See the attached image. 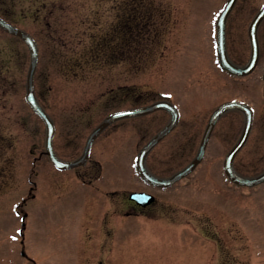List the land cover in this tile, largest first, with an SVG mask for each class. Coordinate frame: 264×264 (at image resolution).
I'll use <instances>...</instances> for the list:
<instances>
[{"label": "rangeland", "instance_id": "rangeland-1", "mask_svg": "<svg viewBox=\"0 0 264 264\" xmlns=\"http://www.w3.org/2000/svg\"><path fill=\"white\" fill-rule=\"evenodd\" d=\"M227 1L0 0V16L38 44L34 91L55 124L57 157L77 160L111 113L168 100L179 123L146 158L150 172L168 178L194 160L216 108L238 101L255 113L233 168L244 178L264 173V18L257 66L237 78L217 53L215 23ZM263 4L236 0L227 17L226 51L237 66L250 61L249 26ZM30 63L25 41L0 27V264H53L57 243L87 232L112 233L110 250L125 253V264H264V183L237 186L223 168L244 129L241 110L219 118L189 176L160 190L144 187L134 164L171 114L112 122L86 165L97 163L98 192L84 185L83 168L60 171L50 160L46 125L25 100ZM104 189H145L159 202L152 217H128L121 195L109 201Z\"/></svg>", "mask_w": 264, "mask_h": 264}, {"label": "water", "instance_id": "water-1", "mask_svg": "<svg viewBox=\"0 0 264 264\" xmlns=\"http://www.w3.org/2000/svg\"><path fill=\"white\" fill-rule=\"evenodd\" d=\"M236 0H228L224 8L222 9L221 13L218 16L217 19V27H218V52H219V58L220 62L222 64V67L234 74L237 75H247L251 73L255 67L257 66L258 60H259V45H258V39H257V30L260 22L264 18V6L261 8L259 13L256 15L252 23L249 27V38L251 42V59L247 66L244 68H239L233 65L226 53V43H225V24L227 17L229 13L231 12ZM0 27L15 36H18L22 38L25 43L28 45L30 52H31V63L30 68L28 72V79H27V93L25 95L26 102L31 106L33 111L44 121L46 125V151L49 155L50 159L53 161L55 166L60 170L65 169H71L75 168L77 166L83 165L91 152L92 144L94 140L97 138V136L112 122L127 118V117H133V116H139L144 115L148 113L155 112L157 110H167L172 114V119L170 123L163 128L158 134H156L150 142L142 149V151L139 154L138 158V168L140 171V174L142 177L149 182L150 184L156 185V186H163L165 188L173 185L177 181L181 180L182 178L186 177L187 175L191 174L196 167L200 164L202 159L205 155V150L207 148L209 139L211 137V134L213 132V129L215 127L216 122L221 117V115L226 112L227 110L238 108L242 110L245 113L246 116V122L244 126L243 133L237 142V144L234 146V148L230 151V153L227 155L225 161H224V172L225 174L230 178L232 182H234L237 185L241 186H255L261 183H264V173L261 175L254 177V178H244L239 175H237L233 169V161L237 153L242 149V147L246 144L251 129L253 125V110L244 105L243 103L239 102H229L226 104L221 105L219 108H217L214 113L212 114L210 121L205 129L200 148L198 150V153L194 160L186 166L184 169L173 175L172 177L168 179H158L153 177L145 168V159L147 154L153 149V147L159 143L167 134H169L178 124L179 122V113L177 109L168 101H157L149 106H145L138 109L133 110H126V111H120L110 114L99 126H97L93 132L89 135L84 153L82 156L72 162H65L60 160L53 149V137L55 134V126L46 111L43 109V107L40 105L34 91V77L36 68L38 65L39 60V50L38 45L35 39L26 33L25 31L14 27L10 23H8L6 20H4L2 17H0ZM264 78V77H263ZM137 198L145 197L147 199V202H150L154 199L152 195L147 194H135ZM140 196V197H138ZM131 198H134L133 195ZM143 200V199H142Z\"/></svg>", "mask_w": 264, "mask_h": 264}, {"label": "flooded vegetation", "instance_id": "flooded-vegetation-1", "mask_svg": "<svg viewBox=\"0 0 264 264\" xmlns=\"http://www.w3.org/2000/svg\"><path fill=\"white\" fill-rule=\"evenodd\" d=\"M127 48V47H126ZM233 75V74H232ZM236 76V75H234ZM237 78H242V76H236ZM245 77V76H244ZM84 151V150H83ZM90 157L87 162L77 168H83V171L79 174L84 179V185L92 187L95 191L101 192L103 191L99 186L93 184L94 177H97L98 174V166L97 163H91L90 165L86 166L89 163ZM135 165V164H134ZM146 165V162H145ZM147 168V167H146ZM76 169V168H73ZM72 170V169H70ZM136 173L141 181L144 183V187L150 190L151 189H165L161 186H154L152 184L147 183L142 176L139 174L138 168L135 166ZM153 176L157 178L152 172L149 171ZM104 194L107 196L109 201L114 200L118 202V197L121 195V209L120 212L124 214V216H146L152 217L153 211L157 208V203L159 202L156 196L149 192L148 190L141 189V190H133L126 192L124 191L122 194L117 193L116 190H105ZM126 192V193H125ZM132 193H147L154 196V199L150 202L142 200L141 198H131ZM127 194V195H125ZM124 195V196H123ZM34 196V195H33ZM115 197L117 199H115ZM118 212V210H117ZM123 216V215H122ZM111 236L112 233H99L96 236L90 235L89 232L87 234H79V236L75 237H68L66 239H62L61 243H57L56 250L53 253V264L55 261L58 260L60 255L72 254L74 259L71 260V264H125L127 261V257L125 253H118L114 250H110L111 247ZM97 241L98 248L94 249L92 247L93 242ZM57 251V252H56ZM106 253L104 254V252ZM60 259V258H59Z\"/></svg>", "mask_w": 264, "mask_h": 264}]
</instances>
